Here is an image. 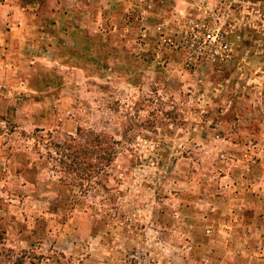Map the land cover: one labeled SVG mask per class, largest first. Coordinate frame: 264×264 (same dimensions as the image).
<instances>
[{
    "label": "rangeland",
    "instance_id": "1",
    "mask_svg": "<svg viewBox=\"0 0 264 264\" xmlns=\"http://www.w3.org/2000/svg\"><path fill=\"white\" fill-rule=\"evenodd\" d=\"M78 127L125 143L111 200L35 146ZM0 264H264V0H0Z\"/></svg>",
    "mask_w": 264,
    "mask_h": 264
},
{
    "label": "trees",
    "instance_id": "2",
    "mask_svg": "<svg viewBox=\"0 0 264 264\" xmlns=\"http://www.w3.org/2000/svg\"><path fill=\"white\" fill-rule=\"evenodd\" d=\"M36 138L35 146L42 144L45 157L51 163V170L57 176L58 185L76 190L71 204L80 200L77 195L94 196V193H104L103 200L112 199L106 197L114 189L108 183L111 179L118 180L112 170L118 145L123 147L124 142L106 133L81 127L76 129L74 135H68L59 141H54L49 135H38ZM122 152L124 151L119 150L120 154Z\"/></svg>",
    "mask_w": 264,
    "mask_h": 264
},
{
    "label": "built area",
    "instance_id": "3",
    "mask_svg": "<svg viewBox=\"0 0 264 264\" xmlns=\"http://www.w3.org/2000/svg\"><path fill=\"white\" fill-rule=\"evenodd\" d=\"M181 39L168 41L175 48L186 51L188 56L195 58L222 61L229 56V47L215 28L205 22L190 19L187 26L180 32Z\"/></svg>",
    "mask_w": 264,
    "mask_h": 264
}]
</instances>
